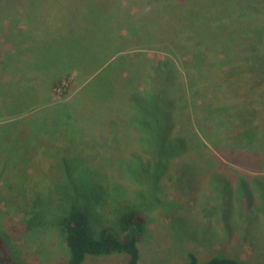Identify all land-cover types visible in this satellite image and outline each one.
<instances>
[{"label": "trees", "instance_id": "trees-1", "mask_svg": "<svg viewBox=\"0 0 264 264\" xmlns=\"http://www.w3.org/2000/svg\"><path fill=\"white\" fill-rule=\"evenodd\" d=\"M57 1L12 0L10 4H3L0 0V21H5L4 25H0V38L8 30L9 36L4 37L3 44L10 40L14 47L9 48L8 44L7 48L4 45L0 49V102L15 112L21 110L20 104L24 102L28 109L36 106L35 102L30 101L38 98L36 90L41 84H44L41 90L47 93L46 102L52 89H62V95H65L67 89L63 80L71 66L83 64V61L90 58L94 60L99 55L112 54L122 43V38L137 34L135 32L142 26V21L139 22L142 10L148 11V20L143 23L148 29L161 15L160 8L164 4L168 9L164 17L169 23L177 24L173 26L170 23L171 30L167 33L170 38L166 52L170 58L166 62L160 59L151 68L140 64L128 76L127 89L115 87L114 83L112 93L116 90V97L96 99H105L99 102V106H113L112 109L119 106L111 110L109 115L116 111L120 127L137 126L149 133V136L143 138L142 143L146 147L142 148L143 152L135 155L123 152L119 161L121 168H125L123 176L128 181L133 179L134 186H139L134 197L129 192L126 179L123 182L115 181L110 190L97 182L102 192L93 189L95 202L90 210L86 190L81 188L86 185L84 183L89 184V181L77 179L73 171L59 165V185L55 187L58 193L57 207L54 203L50 204L48 198L52 197L53 192L44 200L31 199V208L27 211L30 216L24 221L26 230L31 232L46 223L37 206L50 204L58 208L56 212L59 213L54 218L55 228L69 254L63 264H84L88 257L99 259L112 255L125 256V264H143L141 246L148 234V213L152 206L149 202H153L156 194L162 192V182L168 186L169 183L174 184L175 180L180 183L184 178L168 174L171 167L180 165L191 172L198 165L191 163L190 157L197 153L200 145L206 150L201 154L199 162L206 165L198 167L217 170L210 175L218 192L215 188L212 203L205 209L208 222L206 228L212 226L209 218L214 215H217L219 222L229 226L228 218L234 217L237 211L232 199L240 198L243 191L247 190L250 201L244 207L242 205V210L251 239L256 229H264V209L263 204L262 207L260 204L264 202V180L255 177L251 184L243 178L239 179L238 187H233L231 183L234 179L228 175L234 170L231 169L233 165L264 172V26L254 24L255 16L251 17L244 12L234 13L235 10H243L245 1L236 4L239 0H156L158 4L151 9V5L146 6L147 2L152 3L150 0L139 11L140 2L132 0H109L107 7H103L97 0ZM123 6L127 10L131 9L126 16L121 11ZM51 9L55 12L52 13ZM111 12H114V16L107 17ZM24 14L26 20L23 24L21 16ZM39 14L41 24L35 26L34 21H37ZM238 17L245 30L238 31L232 27L238 22ZM17 20L22 21L18 23ZM249 51L250 54L247 53ZM52 58L56 61L52 62ZM49 64L57 76L46 85L49 80L37 72ZM180 69L184 73L182 77L177 76ZM149 73L153 80L143 84V80L146 81L144 77L147 78ZM207 74L211 75L210 79H207ZM26 84L29 89L22 90ZM119 91H123L122 98ZM121 100L124 102L125 115H120V111L123 112V107L120 109ZM45 109L52 112L51 116L59 117L57 120L75 129V135H80L73 104L64 103ZM15 115L25 116L20 112ZM70 119L76 120L74 125ZM45 121H48V117ZM49 121L52 128L56 127V120V123L51 122V119ZM139 121L145 122V128ZM153 131L155 138L151 135ZM0 134H4V131ZM136 145L142 147L138 140ZM127 158H130L131 163L123 166ZM221 169L228 172L218 171ZM206 173L210 172H204V176H207ZM192 175L188 172V176ZM201 177L203 175L197 179ZM217 178L219 182L216 183ZM142 182L146 183L145 188ZM190 188H193L191 183ZM256 194L258 200L255 199ZM147 199V207L144 208ZM160 203L161 197L158 199ZM176 203L162 202L164 211L171 214V218L174 217L172 213L181 206L184 211L188 208ZM190 204L192 200L186 205ZM7 238V235L0 233V264H27L10 252ZM180 264L245 263L235 256L221 254L205 258L199 252L192 251L186 253V259Z\"/></svg>", "mask_w": 264, "mask_h": 264}, {"label": "rangeland", "instance_id": "rangeland-1", "mask_svg": "<svg viewBox=\"0 0 264 264\" xmlns=\"http://www.w3.org/2000/svg\"><path fill=\"white\" fill-rule=\"evenodd\" d=\"M2 1L3 4H10L12 0ZM59 1L66 2L69 0H58L57 3ZM97 1L103 7H107L109 4V0ZM132 1L140 2L137 10L139 11L146 1L150 0ZM244 1L243 10L240 12L235 10L234 13L241 14L244 12L251 17L255 16L254 24L259 25V27L264 26V0ZM238 3L241 4L242 1L239 0L236 4ZM157 4L156 0H152V3L147 2L146 6L151 5L152 9ZM165 6L166 4L160 8L161 15L153 21L149 29L144 27L145 24H143L148 20V11L147 9L146 11L142 10L143 13H140L141 17L139 18V22L142 21L141 28H139L138 32H135L137 33L136 35L122 38V43L117 46L116 53L115 49L112 54L107 56H103L104 54L99 55L94 59L95 61L90 58L87 61H83V64L72 65L63 80V85L67 89L65 95L59 94L52 89L49 91L46 102L45 96L47 93L41 90L44 86V84H41L36 90L38 98L30 101V103H36L35 107L28 109V105L25 102L20 104L21 110L19 112L21 115H25L22 117H17L15 114L19 112L13 111L11 107H6L5 103L0 102V132L4 131V134H0V233L4 236L7 235L9 250L19 260H24L27 264H63L69 257L60 239L61 235L59 236L55 228L54 218L59 213L56 212L58 208L55 209L50 206V204L54 203L57 207L58 193L55 187L59 185V165L64 169L73 171L77 179L89 181V184L86 182L84 183L86 185L81 188L86 190V201L90 210H92L95 202V196L92 193L93 189H99L102 192L101 187L97 186V182L105 186V188L107 187V190H110L115 181L123 182L126 179L129 185L127 187L130 189L129 192L133 195L132 198L134 197V192L139 186L138 184L134 186L135 181L133 179L128 181L127 177L123 176L126 173L125 168H121L119 161L124 153L135 155L141 152L142 148H146L142 142L145 136H149V133L141 129V127L139 129L137 126L136 128L128 125L120 127L117 123L116 117L118 115L116 111L113 115H109L111 110L119 106L113 109L111 108L113 106H99V102H103L105 99H96L104 96L116 97L117 91L115 90L112 93V85L114 83V86L120 89H124L125 86L128 88V76L132 75L135 72V68L140 64L143 67L151 68L160 59L166 62L170 58L169 53L166 52V44H168L170 38L167 33L171 30V25L175 26L177 23L170 22V25L167 18L164 17L168 12ZM1 7L2 4H0V9ZM44 9L48 10V8ZM121 11L126 16L127 13L131 12V9L127 10L123 6ZM51 12L53 13L55 10L51 9ZM110 16H114V12L107 15V17ZM21 17L23 20L21 21L24 24L26 20L25 14ZM40 17L39 14L37 21H34L35 26L41 24ZM0 20H2L1 17ZM21 21L17 20L18 23ZM4 23L5 21H0V25H4ZM232 27L238 31L246 29L239 22V17L238 22ZM7 35L9 36L8 30L4 31L5 38ZM4 37L0 38V49H3L2 47L4 45L6 47L8 44L9 48H14L10 44L12 43L10 40H7L9 43L3 44ZM262 45L264 48V35ZM239 52L241 53V51ZM247 53L250 54V51ZM55 61L52 58V62ZM49 65H45L44 69L39 68L37 72L38 75L49 80L46 85L50 83L54 76H57L54 74L55 69L53 66ZM180 71L177 76H184L182 69ZM25 74L27 75V70ZM150 75L151 73H149L147 78L144 77L146 81L143 80V84L153 80V78H150L152 75ZM209 76L211 75L207 74V79H210ZM24 89L28 90L29 85H24L22 90ZM118 94L122 98L123 91H119ZM113 101L119 102L117 99H113ZM75 102L76 104H74ZM116 102H114V105ZM64 103H68L71 106L72 104L74 105L77 121L75 119L70 120L73 125L76 121L81 130L80 135H75V129L69 124L57 120L59 117L51 116L52 112L49 109H45ZM110 104H113V102ZM120 104L121 110L123 107V112L120 111V115H125L124 102L121 100ZM96 115H99V117ZM47 117L48 121H45ZM52 118H56L54 120L57 121V125L54 128L49 124L50 119L51 122H55ZM138 123L145 128L144 121H139ZM154 133L155 131L151 134L153 137ZM136 140L141 143L142 147L136 145ZM204 149V146H199L197 153L190 157L191 163H196L199 166L206 165L203 162L201 164L199 162ZM130 163V158H127L123 166ZM198 165L192 168L191 172L190 169L186 170L184 166L171 167L168 174L173 175V177L181 175L180 177L184 176V178L180 180V183L175 180L174 184L169 183L168 186L165 182H162L164 187L162 192L155 193L156 197L153 202H149L152 206L151 209L149 208L150 212L148 213V234L141 246L142 263L180 264L186 259V253L193 251L199 252L205 258L226 254L238 257L245 264H264V229H256L255 236L251 239L250 230L245 224L246 222H244L245 214L244 210H242V205L244 207V204L246 205L250 201V195L247 190L243 191L244 193L240 195V198L231 194L234 197L232 200L237 211L234 217L228 218L229 226L226 227L223 222H219L217 215H214L209 218L212 221V226L206 228L208 222L205 209L211 205L216 188L215 182L210 178V175L215 174L214 172H217V170L213 168H210L211 171L203 170ZM257 167L255 166L254 168ZM231 169L237 172L233 170L228 174L234 179L231 183L233 187H238L239 179L243 178L251 184L254 183L255 177L259 180H264V172L260 170L255 172L251 167L236 165H233ZM225 170L221 169L218 171L227 173L228 171ZM188 172L193 175L188 176ZM204 172L210 173H206L207 176H204ZM202 175L203 178L197 179ZM110 177H112L111 180L109 179ZM145 182L149 183L147 180ZM145 182L141 184L144 188ZM217 182H219L218 178ZM190 183L191 187L193 186L192 189L190 188ZM105 190L103 191L104 195ZM223 190L226 189L223 188ZM216 192H218L217 188ZM50 193H52V197H48L50 204H39L37 206V210L43 213L46 223L31 232L26 230L24 221L25 218L30 216L27 213L28 209L31 208L29 201L33 198L44 200ZM255 196V199L258 200V195L256 194ZM159 197H161L160 205L158 204ZM190 200H192V204L187 206L186 204ZM164 201L165 203L170 202L173 204L177 202L176 204L179 206L184 204L185 208H188L184 211L183 206H181V210L178 209V211L173 212L172 215L174 217L171 218V214L164 211L162 204ZM147 202L148 199L143 204L144 208L147 207ZM139 203L142 202L140 201ZM260 204L261 207L263 204L264 209V202L262 203L261 201ZM202 208L203 210L201 211ZM229 215L230 212L228 213ZM124 258L125 256L122 255L100 257L99 259L88 257L84 264H125L126 259L124 260Z\"/></svg>", "mask_w": 264, "mask_h": 264}, {"label": "built area", "instance_id": "built-area-1", "mask_svg": "<svg viewBox=\"0 0 264 264\" xmlns=\"http://www.w3.org/2000/svg\"><path fill=\"white\" fill-rule=\"evenodd\" d=\"M57 92H58L59 94H62V89H58Z\"/></svg>", "mask_w": 264, "mask_h": 264}, {"label": "crops", "instance_id": "crops-1", "mask_svg": "<svg viewBox=\"0 0 264 264\" xmlns=\"http://www.w3.org/2000/svg\"><path fill=\"white\" fill-rule=\"evenodd\" d=\"M74 104H76V102Z\"/></svg>", "mask_w": 264, "mask_h": 264}]
</instances>
